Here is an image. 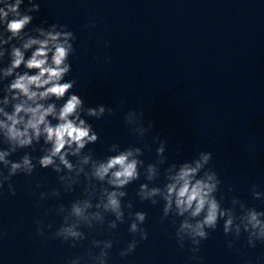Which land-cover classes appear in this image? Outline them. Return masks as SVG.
Masks as SVG:
<instances>
[{"label": "water", "instance_id": "water-1", "mask_svg": "<svg viewBox=\"0 0 264 264\" xmlns=\"http://www.w3.org/2000/svg\"><path fill=\"white\" fill-rule=\"evenodd\" d=\"M71 79L86 106L104 104L116 111L89 119L100 136L99 143L88 146L96 158L112 155L108 148L119 143L122 149L144 148L141 159L155 163L158 137L167 142V163L156 182L162 186L172 163L211 152L209 167L223 182L217 197H226L222 205L232 207L235 196L264 211V200L251 192L253 185L264 192V0H88ZM132 110L143 113L145 126L153 125L143 140L125 124ZM145 182L141 176L126 189L125 204L131 201L134 212L148 214L143 227L149 239L135 253L119 255L133 239L130 222L114 233L107 225L103 234L94 230L83 247L52 239L62 217L45 212L80 197V185L74 193L61 189L60 199L40 201L38 194L25 264H68L84 255L93 239L118 241L109 264H256L264 257V244L248 247L247 234L229 249L234 237L224 234L221 221L192 259L191 242L181 249L174 238L179 218L175 227L161 224L163 202L139 200L136 193ZM41 185L39 193L59 187L57 174L44 170ZM38 219L53 225L44 237L36 231Z\"/></svg>", "mask_w": 264, "mask_h": 264}, {"label": "clouds", "instance_id": "clouds-1", "mask_svg": "<svg viewBox=\"0 0 264 264\" xmlns=\"http://www.w3.org/2000/svg\"><path fill=\"white\" fill-rule=\"evenodd\" d=\"M24 2L0 0V145L6 146L0 147V190L7 185L8 192L15 196L13 178L32 177L37 168L52 170L60 185L40 192V201L60 199L61 189L74 193L82 185L80 197L67 206L61 203L45 212L46 216L54 211L62 217L52 239L70 243L72 248L83 247L82 242L94 230L103 234L107 225V231L114 233L121 224L130 222L128 231L133 239L120 251L122 259L149 239L143 227L147 212H134L131 201L125 204L129 195L126 189L141 176L146 182L140 184L136 193L139 200L152 205L163 202L161 224L167 221L175 227L179 218L174 238L181 249L191 242L192 259H197L195 254L200 252L202 242L209 239L221 221L224 234L234 237L228 242L229 249L244 234L248 247L255 248L257 242L264 244V211L248 207L235 196L232 207L226 208L222 205L226 197L217 198L223 182L209 167L211 152H200L198 158L180 164L172 163L164 170L162 186L156 182L162 175L161 166L167 163V142L158 137L155 163L145 164L141 159L144 148L122 149L119 143L108 148L112 155L96 158L88 146L99 143L100 136L89 119L102 120L106 115H116V111L104 104L86 106L75 92L77 81L67 79L72 74L70 58L76 55L75 33L60 24L31 27L35 19L32 13H39L40 5L37 0H28L30 6L22 11ZM125 124L139 140L153 127L151 123L145 126L143 113L135 110L126 114ZM20 151L25 154L18 161L12 160ZM36 151L42 155L34 157L32 153ZM41 187L36 185V189ZM251 192L254 199L264 200V192L257 191V185L252 186ZM35 223L41 237L46 228L52 231V224L45 225L39 219ZM117 243L114 239H93L84 255L68 264H109L111 250ZM262 262L264 257L258 258L256 264Z\"/></svg>", "mask_w": 264, "mask_h": 264}]
</instances>
